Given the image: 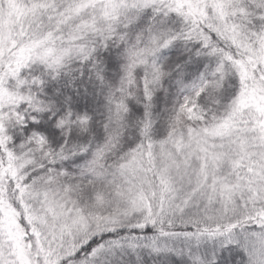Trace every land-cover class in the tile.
Masks as SVG:
<instances>
[{
    "label": "snow or ice",
    "instance_id": "6c2138e0",
    "mask_svg": "<svg viewBox=\"0 0 264 264\" xmlns=\"http://www.w3.org/2000/svg\"><path fill=\"white\" fill-rule=\"evenodd\" d=\"M0 264H264V0H0Z\"/></svg>",
    "mask_w": 264,
    "mask_h": 264
}]
</instances>
